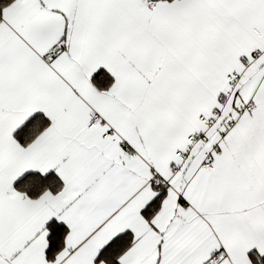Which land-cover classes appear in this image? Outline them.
<instances>
[{"label":"snow or ice","instance_id":"1","mask_svg":"<svg viewBox=\"0 0 264 264\" xmlns=\"http://www.w3.org/2000/svg\"><path fill=\"white\" fill-rule=\"evenodd\" d=\"M0 264H264V0H0Z\"/></svg>","mask_w":264,"mask_h":264}]
</instances>
